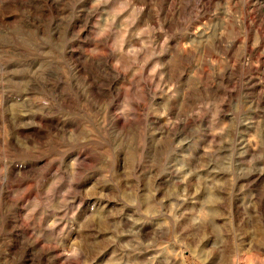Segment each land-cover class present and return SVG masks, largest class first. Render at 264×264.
Instances as JSON below:
<instances>
[{"label": "rangeland", "instance_id": "obj_1", "mask_svg": "<svg viewBox=\"0 0 264 264\" xmlns=\"http://www.w3.org/2000/svg\"><path fill=\"white\" fill-rule=\"evenodd\" d=\"M0 264H264V0H0Z\"/></svg>", "mask_w": 264, "mask_h": 264}, {"label": "clouds", "instance_id": "obj_2", "mask_svg": "<svg viewBox=\"0 0 264 264\" xmlns=\"http://www.w3.org/2000/svg\"><path fill=\"white\" fill-rule=\"evenodd\" d=\"M226 127H227V125H225V128H226ZM220 131L223 132V131H224V128L220 129ZM181 143H183V142H181ZM76 254H77V253H76L75 250L73 251V253H70V255H73V256L76 255Z\"/></svg>", "mask_w": 264, "mask_h": 264}]
</instances>
